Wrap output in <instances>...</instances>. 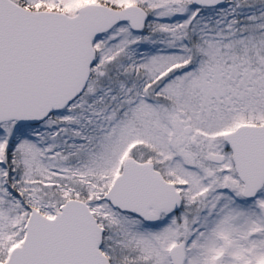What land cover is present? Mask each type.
<instances>
[{
    "label": "snow or ice",
    "instance_id": "obj_1",
    "mask_svg": "<svg viewBox=\"0 0 264 264\" xmlns=\"http://www.w3.org/2000/svg\"><path fill=\"white\" fill-rule=\"evenodd\" d=\"M0 264H264V0H0Z\"/></svg>",
    "mask_w": 264,
    "mask_h": 264
}]
</instances>
